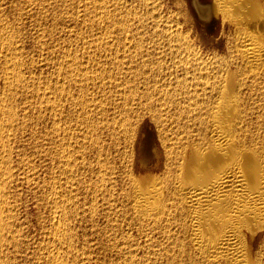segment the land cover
I'll list each match as a JSON object with an SVG mask.
<instances>
[{
	"label": "bare ground",
	"instance_id": "1",
	"mask_svg": "<svg viewBox=\"0 0 264 264\" xmlns=\"http://www.w3.org/2000/svg\"><path fill=\"white\" fill-rule=\"evenodd\" d=\"M47 1L0 9V183L52 208L31 236L0 210V264H264V0Z\"/></svg>",
	"mask_w": 264,
	"mask_h": 264
},
{
	"label": "rangeland",
	"instance_id": "2",
	"mask_svg": "<svg viewBox=\"0 0 264 264\" xmlns=\"http://www.w3.org/2000/svg\"><path fill=\"white\" fill-rule=\"evenodd\" d=\"M16 2H21V1H23V0H15ZM14 0H0V7L2 6L3 7V11H4V15L8 18V16L7 15H9V20L11 21V19H12V21H13V19L14 20H17V18H16V16H18L19 14H20V11H21V14H25L24 15V17L27 15V13H28V11L29 10H31V8L33 9L34 8V6H33V4H34V2H32V1H34V0H24V1H26L25 2V5H24V3L23 2H21L22 4H20L19 2L18 3H16V4H18V6L14 3L15 2ZM30 3H29V2ZM9 2V3H8ZM13 2L15 5L14 6H16L15 7V11L17 12V13H15V11H13L14 9V7H13V5H11V3ZM47 2H50L51 4H54L55 2H54V0H52V2H51V0L50 1H47ZM12 3V4H13ZM49 3V5H51ZM2 4V5H1ZM5 4V5H4ZM27 4H30V6H29V8H27L28 7V5ZM6 6V7H4V6ZM9 5H11L12 7L10 8V10H8L9 8L8 7H10ZM23 6L22 8H23V13H22V8H21V6ZM27 5V6H26ZM32 5V6H31ZM24 6L26 7V9L28 10H26L25 8H24ZM2 7L0 8V9H2ZM6 8V9H5ZM8 8V9H7ZM21 10H20V9ZM53 8H55L56 9V7H55V5H51L50 7H49V9H48V12L50 11V9H52V11L54 10ZM5 9V10H4ZM13 9V10H12ZM18 9V10H17ZM8 10V11H7ZM12 10V11H11ZM58 10V9H57ZM26 13H25V12ZM52 11H50L49 12V14H50V17H51V19H52V16L53 15H55V17L57 16V15H59V14H61V15H63V16H66V15H64V14H66V10H60V11H53V13H52ZM63 11V12H62ZM6 12H9L8 14L6 13ZM11 12H14V13H11ZM60 12V13H59ZM65 12V13H64ZM55 13V14H54ZM64 13V14H63ZM10 14H12V17H11V15ZM53 14V15H52ZM60 15V16H61ZM4 17V16H3ZM15 17V18H14ZM21 17L20 19H21V21H23L22 23H24V24H26L27 26H30V23H28L29 21H31L30 20V18L28 17V15H27V17ZM26 18H28V19H26ZM25 20H27V23H26V21ZM49 25L52 23V21L49 19V20H47L46 21ZM66 23V24H65ZM67 23H69V22H64V24H65V26H63L64 24H62L60 21L58 22V25H56V26H54V28L56 27V29H55V32H57V35L58 36H61V37H63L64 38V40H65V43H64V47L67 49V50H72V51H74L76 54L75 55H77V57H78V59H81L82 60V62H81V60L79 61L78 60V62L81 64V63H83V64H81L83 67H86L87 66V64H89V61L87 62V60L86 61H84L83 62V60H85V58H83V55L86 53V51L88 50V51H90V53L91 52H93L94 51V45H95V39H94V41H93V39L92 38H94V36L93 35H89V31L87 30V28L86 29H84L85 28V26H84V28L82 27H80V25H73V26H71L72 24H70L69 23V25L67 24ZM32 24V23H31ZM69 26V27H68ZM31 27V26H30ZM29 27V28H30ZM32 27H33V25H32ZM72 27V28H71ZM35 28H36V25H35ZM74 28V29H73ZM71 29V30H70ZM70 30V31H69ZM88 31V32H87ZM92 36V37H91ZM79 38H81V39H79ZM90 38V39H89ZM83 40H85V41H83ZM89 40H91V42H89ZM109 41L111 40V41H113V38H109L108 39ZM84 42V43H83ZM94 44H93V43ZM82 43V44H81ZM88 43H91V46H90V44H88ZM111 44H112V42H110ZM113 43H114V41H113ZM84 44V45H83ZM93 44V45H92ZM115 45H118V44H115ZM86 46H88V47H86ZM92 47V48H91ZM117 48V47H116ZM87 49V50H86ZM85 50V51H84ZM93 50V51H92ZM83 54V55H82ZM29 56L27 57V58H29L30 56L31 57H33L32 59H34V60H36V59H38V57L36 56L37 54H36V52H34V51H31V52H29V54H28ZM104 55V53H102L100 56L99 55H96L97 56V60H98V58L100 57V59H102V60H98V61H100L99 63H93V61H90L91 62V64L90 65H88L87 67H89V66H91V67H89V69H91L89 72H91V73H99V71L101 72V70L103 69L101 66H103L104 68L106 67V69L107 68H109V69H107V74L106 75H104V76H102L103 78H101V80H103V82L105 83V85L103 84V82L102 81H97L96 83H98V84H101L102 86H106V89L107 90H109V86L108 85H110V86H112V90H110V92H116L117 90H116V88L112 85V84H108V83H110L109 81H110V79L111 78H109L108 77V75H109V73H110V75H112L111 77H113L114 75H115V73H116V70L115 69H113V68H111V67H109V65H107V61H106V59H108V55H105V56H103ZM80 56V57H79ZM30 57V58H31ZM107 57V58H106ZM0 61H1V59H0ZM106 61V62H105ZM87 62V63H86ZM102 62V63H101ZM104 63V64H103ZM92 65H94V66H92ZM95 65L97 66V67H95ZM105 65V66H104ZM108 66V67H107ZM86 67V68H87ZM94 67V68H93ZM96 68V69H95ZM100 70H99V69ZM102 68V69H101ZM95 70H97L96 72H95ZM110 71V72H109ZM107 76V77H106ZM106 77V78H105ZM105 78V79H104ZM109 78V79H108ZM108 79V81L106 82V80ZM111 81H114V80H112L111 79ZM102 82V83H101ZM1 87H2V75H1V68H0V90H1ZM103 87V89L105 90V88ZM115 88V89H114ZM114 92V94H116ZM93 93H94V95L93 96H95V95H98L99 96V98H101L100 96H102L101 94L99 95L98 94V92H96L95 90L93 91ZM98 96H95V97H98ZM112 101V100H111ZM108 104V103H107ZM106 104V105H107ZM109 106V105H108ZM77 109V108H76ZM76 113H77V111H76ZM144 119V120H143ZM141 121H149V119L146 117V118H143ZM132 121H135V118L132 120ZM31 160H33L31 163H35V164H37V166L38 167H41V166H39L38 165V161H37V159L36 158H32ZM54 163L56 162V161H53ZM48 163H49V168L50 169H52V170H49V171H51V172H53V169H55L56 167H55V165H56V163L55 164H53L51 161L49 162L48 161ZM32 164V165H33ZM52 165H53V167H52ZM36 166V165H35ZM42 168V167H41ZM39 169L38 168V172H40V170H41V172L40 173H37L38 175H34V178H36V181H37V179H38V177H41V178H43L44 177V173H43V169ZM51 172H49L50 174H51ZM54 173L56 174V169L54 170ZM54 173L53 174H49V182H53V183H49V187H48V189H47V191H46V193H48L49 195H47V194H45V196H44V200L47 202V200L49 201L48 203L49 204H51L52 202H51V199L53 200V190L52 189H54V187L53 186H55L56 184H54L55 183V179H53L54 177H55V175H54ZM53 175V176H52ZM45 176H46V174H45ZM51 178V179H50ZM52 179H53V181H52ZM33 180V179H32ZM39 180V179H38ZM3 181V180H2ZM35 181V180H34ZM34 181H33V183H34ZM3 182H5V183H3ZM2 183H0V210H7L8 209V211H9V208L8 207H10V206H8V205H11V207L13 206L14 207V209H15V214H16V216H17V220H18V224H19V229H21V233L23 234V232H25V230L26 231H28L29 233H27L28 235H32L33 233H31V232H33V229L36 227V226H38L39 224L38 223H44V224H46V223H48V217H50L49 215H51V207H49V206H45V204L43 203L44 201L41 199H39V198H42L41 197V195L39 196L38 194H41L40 192H39V187L38 186H36V188L35 187H32V189L31 188H29L25 183L23 184L22 183V185L21 186H19V187H17V188H15L13 185H14V183H12V180H10V179H6V181H3ZM52 184V185H51ZM26 187H28V189L26 188ZM31 189V190H30ZM34 190H35V192H34ZM51 190V191H50ZM16 191V192H15ZM83 191H84V193H83ZM12 192L15 194V195H13L12 194ZM50 192H51V194H50ZM85 194L84 196L82 195V194ZM34 194V195H33ZM89 194L88 193H86V191L83 189V187L81 188V191H80V194L78 195V197L82 200L81 202H82V204H85L86 202H87V198H88V200L90 199V196L89 197H87ZM39 196V197H38ZM81 196H83V199L81 198ZM38 197V198H37ZM32 198V199H31ZM33 198H36V199H34L33 200ZM86 199V200H85ZM31 200V201H30ZM35 200H40V201H42V203L41 202H35ZM79 200V199H78ZM9 201H11V202H9ZM30 201V202H29ZM86 201V202H85ZM51 202V203H50ZM81 202H79L80 204H81ZM7 205H6V204ZM31 203V204H30ZM40 203V204H39ZM27 204V205H26ZM34 204V205H33ZM37 204V208H33L35 205ZM41 206V207H40ZM43 206V207H42ZM44 206L46 207V208H44ZM27 207V208H26ZM38 208H40V209H38ZM48 208V209H47ZM50 208V209H49ZM28 209V210H27ZM32 209V210H31ZM38 209V211H36ZM28 211V212H27ZM49 211V212H48ZM37 212V213H36ZM39 212V213H38ZM36 213V214H35ZM42 213V214H41ZM31 214V215H30ZM48 214V215H47ZM39 215H41V216H39ZM44 216V217H43ZM40 218H46L44 221H42ZM41 222H40V221ZM38 223H37V222ZM21 225V226H20ZM24 226V227H23ZM26 226H27V228H26ZM32 226V227H31ZM23 227V228H22ZM26 228V229H25ZM37 228V227H36ZM29 229H30V231H29ZM22 230H23V232H22ZM26 233V232H25ZM24 233V236L26 237V235L27 234H25ZM31 233V234H30ZM27 235V237H26V239L28 240V238H29V236ZM38 236V235H37ZM33 238H37V237H33ZM35 239H31V237L29 238V240H32V241H34ZM11 247V246H10ZM8 248V249H12V248Z\"/></svg>",
	"mask_w": 264,
	"mask_h": 264
}]
</instances>
